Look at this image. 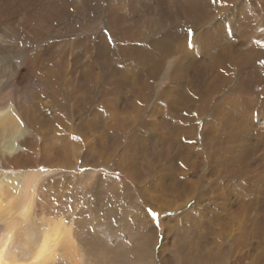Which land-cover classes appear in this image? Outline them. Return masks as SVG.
Instances as JSON below:
<instances>
[{"label":"bare ground","instance_id":"bare-ground-1","mask_svg":"<svg viewBox=\"0 0 264 264\" xmlns=\"http://www.w3.org/2000/svg\"><path fill=\"white\" fill-rule=\"evenodd\" d=\"M189 29L215 46L186 48ZM262 61L264 0H0V159L19 172L0 176V264L84 260L62 218L35 227L38 149L48 168L113 163L121 178L98 177L96 193L128 199L124 179L175 213L160 248L179 264H264ZM122 206L105 223L132 218L154 264L156 230Z\"/></svg>","mask_w":264,"mask_h":264},{"label":"rangeland","instance_id":"rangeland-1","mask_svg":"<svg viewBox=\"0 0 264 264\" xmlns=\"http://www.w3.org/2000/svg\"><path fill=\"white\" fill-rule=\"evenodd\" d=\"M63 116L65 115L63 114ZM75 140L82 145L81 139L77 138ZM37 141L39 142V137H37ZM83 151L84 149L82 148V150H80V157ZM35 160L36 167L31 169V172H38L41 174L36 184L37 189L35 194L37 195H35V198L37 201V216L34 218L35 227L43 228L45 226V223L42 222L44 220L40 221L42 218H62L65 223L71 225V229L76 236L77 244L79 248L83 250L85 261L83 260L82 264H149L144 257V253L141 252V250H145L143 247L146 246V244H142L143 240H141L139 236L137 237L138 233L132 218H128L127 221L123 218H119V220L113 219L108 222L111 223L107 224L112 228V231L106 240L104 239V241H101V239L98 238L99 236H96L97 231L100 229V223L105 224V226L107 225L104 221V213L111 209H115L117 215L123 217L124 208L122 205L127 203L130 205L134 204V206L138 205L147 215L151 226L156 230L157 244L153 253H151L152 261L155 262L154 264H160L158 259L164 256L170 260H176L174 263L179 264L178 256L174 253L175 251L171 245L167 249H165L164 246V249L160 248L162 241L164 242L163 233L165 232L162 220L166 217L175 215V213L173 215L169 212H164L160 215L156 214V218L153 219L149 214L150 208L143 203L138 193L135 192V187L124 179L123 183L125 186L133 191L132 196L128 197V199L122 197L118 198V200L112 199L113 201H110L108 200L109 194H106V191L100 194L96 193L95 188L98 177L107 175L114 178H121L120 172L115 170L113 163H109L101 168L81 167V160L78 157V164H76L72 170L48 168V166L40 163L41 154L39 149L36 151ZM5 165L6 163L0 159V176L1 174L3 176H7L8 174V176L19 174L18 171L13 169H11V171L10 168ZM51 182L58 184L50 185ZM95 203L97 204L96 207L94 206ZM156 224H159L160 227L156 228ZM3 234L4 230L1 229L0 237L3 236ZM95 236L97 237L96 242H94L95 239L93 238ZM16 241L19 242L20 238H18V240L16 239ZM176 245H180V243L177 242ZM158 251H162V254H159ZM149 260H151V258ZM65 261L66 259L63 256H57V258H55L56 264H65Z\"/></svg>","mask_w":264,"mask_h":264},{"label":"snow or ice","instance_id":"snow-or-ice-1","mask_svg":"<svg viewBox=\"0 0 264 264\" xmlns=\"http://www.w3.org/2000/svg\"><path fill=\"white\" fill-rule=\"evenodd\" d=\"M213 2L215 3L216 0H213ZM105 31H106V34L108 35V41L107 42L108 43H113L114 40L111 37V32L109 30H107V29ZM201 40H203L205 43H207L210 48L215 46V38L212 37L210 34L201 35L198 32L197 33H193L192 29H189L187 31L186 35L183 37V41L185 42L184 46L186 48L194 47L195 44L198 41H201ZM261 63H264V61H262ZM233 86H234V88H239L241 86V80H240L239 77L234 81V85ZM209 202L210 203L212 202V196H209ZM149 214L153 217V219L156 218V213L152 212L151 209H149ZM155 227L159 228L160 225L156 224Z\"/></svg>","mask_w":264,"mask_h":264}]
</instances>
